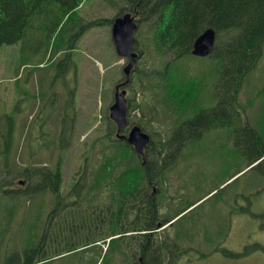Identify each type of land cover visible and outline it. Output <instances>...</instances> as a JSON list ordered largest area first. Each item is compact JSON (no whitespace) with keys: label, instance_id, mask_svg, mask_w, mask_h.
<instances>
[{"label":"rangeland","instance_id":"1","mask_svg":"<svg viewBox=\"0 0 264 264\" xmlns=\"http://www.w3.org/2000/svg\"><path fill=\"white\" fill-rule=\"evenodd\" d=\"M78 1L71 17L69 13L61 17L60 3L45 0L22 39L0 46V264L19 263L20 250L34 245L54 207L55 196L50 191L33 187L31 194L25 193L29 183L26 185L28 180L20 175L22 168L43 166L48 170L60 160L61 194L66 196L92 139L108 125L114 85L126 60L117 55L111 23L104 19L117 15L124 0H114L110 5L107 0ZM91 19L104 21L88 28L87 20ZM76 31L80 33L73 36L75 45L69 50L73 67L69 71L57 62L65 50L60 47L54 56L51 50L55 37L73 40ZM149 31L144 23L135 30V48L141 56L126 85L127 101L139 105L140 98H146L149 103L144 107L130 110L131 119L138 123L143 117L140 124L144 130L158 139L156 129L165 138L180 116L168 114L165 106L156 102L159 94L145 87L143 94L138 90L170 56L169 52H155ZM192 57L185 55L178 63L183 69L187 67L189 75L196 71L206 74L208 84L191 105L190 114L217 101V78L209 64L205 66L207 56ZM238 101L246 106L240 108V115L230 116L232 126L226 123L205 131L199 127L180 148L174 146L164 152L162 213L199 199L178 215L182 216L172 226L158 231L160 238L178 232L176 243L185 248L178 251L175 264H264V161L247 166L249 156L258 150L254 138L264 139V47L261 58L243 79ZM6 154L15 162L9 164V172L3 170L7 168L2 161ZM85 224L69 227V232L63 230L65 234L55 229L53 236L62 245L93 228ZM29 239L34 241L27 246ZM97 239L91 240L102 245L63 253L39 264H121L118 254L113 255V246L106 250Z\"/></svg>","mask_w":264,"mask_h":264},{"label":"trees","instance_id":"2","mask_svg":"<svg viewBox=\"0 0 264 264\" xmlns=\"http://www.w3.org/2000/svg\"><path fill=\"white\" fill-rule=\"evenodd\" d=\"M44 1L0 0V46L22 39L32 16ZM57 1L60 3L61 17L68 13L71 17L80 3L78 0ZM113 2L107 0L109 5ZM126 11L137 13L140 26L144 23L150 30L153 37L151 42L157 54L170 53L161 67L147 76L140 89H134V93L138 89L143 94L142 87L154 91L159 94L156 102H161L168 114H176L180 118L173 121V127L165 138L158 129L155 132L159 135L158 139L150 133L151 140L146 147L144 159L125 139L114 137V130L111 129L113 123L109 120L105 130L92 139L66 196L61 194L60 160L54 168L48 170H44L43 166L23 167L20 175L28 180L26 185L29 183L25 193L31 194V189L35 187L38 191L52 192L55 199L51 215H47L44 232L37 236L34 245L30 244L33 239L25 242L27 246L30 245L24 252L20 250L18 264H39L63 253L102 245L91 240L96 236L99 242L106 245V250L110 245L113 246V255L115 252L118 254L121 264L128 263L125 260V245L129 241L132 243V264H170L177 257L178 251L185 247L176 243L177 231L160 238L158 224L172 221L168 229L182 216L178 215L199 199L188 202L180 209L173 207L162 213L163 194L158 195V190L165 177L163 159L172 147L180 148L182 143L188 142L199 127L205 131L226 123L232 126L230 116L240 115V108L245 109L246 105L238 101V93L245 75L262 56L264 0H124L118 15ZM59 20L60 16L55 20L56 25ZM104 20H107L106 23L112 22V19ZM104 20L88 22L87 26L97 25ZM207 27L214 28L216 32L215 44L205 58V66L209 64L210 71L217 78L214 83L217 101L211 107L199 106L202 108L197 107L190 114L191 105L199 100L208 84L207 76L200 75L199 71L189 75L187 67L183 69L184 66L178 63V58L185 55L197 57L191 54L192 44ZM79 31L72 33L73 40H66L67 36L60 38V33L54 38L51 53L54 56L60 47L64 49L65 59L62 63L68 65V68L73 66L69 53L75 45L72 42L75 40L73 36H77ZM53 72L56 76L57 71L53 69ZM50 78V82L54 80L53 75ZM140 99L139 105L129 103L131 110L136 107L141 109V105L144 107L149 103L144 100L146 98ZM151 117L153 114L147 119L150 121ZM142 120L143 117H140L138 124ZM127 121L129 125L133 124L131 118H127ZM140 125L144 128L143 124ZM254 142L258 150L249 156L247 166L259 159L257 164L264 161V139L256 136ZM60 147L65 148L64 144ZM2 161L3 167H7L3 170L7 172L11 169L9 164L15 163L11 162L7 154ZM9 187L16 192L15 187ZM80 222H86L85 227L93 228L62 245L55 240V229H61L59 233L65 234L63 230L69 232V227H77Z\"/></svg>","mask_w":264,"mask_h":264},{"label":"water","instance_id":"3","mask_svg":"<svg viewBox=\"0 0 264 264\" xmlns=\"http://www.w3.org/2000/svg\"><path fill=\"white\" fill-rule=\"evenodd\" d=\"M137 27L136 17L131 12L116 16L111 24V37L115 51L118 56L126 59V63L122 67L124 80L116 84L114 100L108 107V116L115 123L117 131L123 129L127 123L128 102L124 86L131 81L130 74L139 58L138 52L134 50L136 42L134 32ZM215 39L216 32L214 28H205L194 39L191 54L200 57L209 55L215 44ZM119 87H122V89L119 90ZM117 135L124 137L139 155H144V149L150 141V135L142 130L139 124L132 125L127 134ZM19 182L22 183L23 181L19 180Z\"/></svg>","mask_w":264,"mask_h":264},{"label":"flooded vegetation","instance_id":"4","mask_svg":"<svg viewBox=\"0 0 264 264\" xmlns=\"http://www.w3.org/2000/svg\"><path fill=\"white\" fill-rule=\"evenodd\" d=\"M133 14V13H132ZM116 15V14H115ZM133 15H135L136 16V20L138 21V15H137V13H134ZM78 16H79V14H78ZM118 16V15H117ZM116 17V16H115ZM80 18V17H79ZM96 20H98V19H91V20H87V23L88 22H92V21H94V22H96ZM138 25L140 26V23H139V21H138ZM139 58H140V56H139ZM64 59H65V53L64 54H61L59 57H57V62L58 63H61V62H63L64 61ZM64 63V62H63ZM68 66V65H67ZM67 66H65L64 65V68L65 69H72V67H70V68H68ZM135 67V66H134ZM134 67H133V69H134ZM136 68V67H135ZM132 69V70H133ZM136 70V69H135ZM73 71V70H72ZM124 80V74L122 73V76L116 81V83H115V85H114V92L116 91V84H118L119 82H121V81H123ZM124 88H126V98H127V100L130 102V97H128L129 96V92H128V86L126 87V86H124ZM122 89V87H119V90H121ZM113 100H114V93H113ZM113 100H112V102H113ZM127 101V102H128ZM129 102H128V109H127V118H131L133 115H131V112H130V110H131V105H129ZM212 106V105H211ZM210 106V107H211ZM208 107V106H207ZM109 120H111L110 118H109ZM111 122L113 123V125H112V130H114L113 131V135H114V137L115 138H117V139H124V137H119L117 134H119V135H125V134H127V132H128V130L131 128V126L132 125H134V121L132 120V122H133V124H130L129 125V121H127V123H126V125H125V127L123 128V129H121L120 131H117V128H116V125H115V123L111 120ZM126 127H127V130H126ZM69 198H71V197H69ZM96 244V243H95ZM125 252H126V257H125V260H126V263L127 264H132V243H131V241H129L128 243H126V245H125ZM174 263V261L172 260L171 262H170V264H173Z\"/></svg>","mask_w":264,"mask_h":264}]
</instances>
